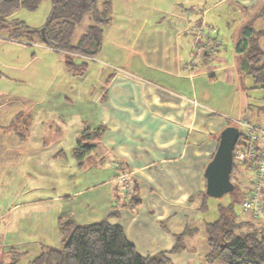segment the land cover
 Masks as SVG:
<instances>
[{"label":"crops","instance_id":"0c3cea01","mask_svg":"<svg viewBox=\"0 0 264 264\" xmlns=\"http://www.w3.org/2000/svg\"><path fill=\"white\" fill-rule=\"evenodd\" d=\"M256 1L235 0L241 26L232 40V60L219 29L207 23V9L201 8L207 0H177L178 22L164 28L167 34L149 37V42L137 46L151 69L147 74L134 75L111 63L113 68L103 72L94 64V72L99 70L97 76L104 80L96 90L69 85L68 90H52L45 99L0 94V264L11 260L12 247L22 252L16 264H30L44 244L58 246L59 219L67 215L79 223L109 217L123 225L127 238L144 255L171 250L177 234L194 229L188 218L192 221L194 211L200 213L202 208L204 169L221 130L246 117L264 124V104H251L247 92L264 88L255 86L253 79L245 83L250 76L242 73L235 50L239 31L258 13ZM112 23L105 26L99 55L80 57L95 62L107 59L102 56L109 52L105 31ZM202 26H212L214 34L198 56L194 39ZM119 28L128 34L135 30L127 25ZM260 43L264 49V37ZM198 78L206 84L208 80L232 83L222 96L227 99L238 92V104L227 106L230 109L209 105L202 96L208 87L194 86ZM100 126L99 138L83 137ZM80 140L91 146L82 156L75 152ZM117 163L137 182V204L128 203L126 194L119 192ZM196 232L185 235L186 248L171 253L172 261L181 252L185 264L194 261L190 250L194 246L189 249L186 242L194 243ZM206 235L205 228V241ZM203 263L201 259L198 264Z\"/></svg>","mask_w":264,"mask_h":264},{"label":"trees","instance_id":"16d2710c","mask_svg":"<svg viewBox=\"0 0 264 264\" xmlns=\"http://www.w3.org/2000/svg\"><path fill=\"white\" fill-rule=\"evenodd\" d=\"M43 1L45 0H0V37L6 35L4 38L42 42L64 53V64L70 73L83 75L89 68V62L85 58L77 61L76 56L95 57L102 51L105 26L113 21L112 2L49 0V13L45 23L39 27H33L14 16L21 8L36 10ZM257 10L256 17L244 24L239 31L235 50L239 55L242 73L249 75L255 86L264 88V49L260 43L264 37V27L255 26L256 19L264 17V6ZM86 17L90 22L74 42L77 27ZM231 124L237 125L235 121ZM102 133L103 128L100 126L84 132L83 137L99 138ZM244 144L243 134H240L235 148ZM90 147L80 140L75 152L82 156ZM118 170L124 171L121 164ZM231 178L234 189L228 193L230 201L220 204L219 217L207 221L205 225L208 246L205 259L209 264L216 260L225 264H264V224H258L255 218L252 221L241 219L235 209L237 203L241 206L245 196L244 182H247L244 180L245 173L237 164H234ZM118 180L119 192L125 195L123 183ZM128 180L131 191L126 195L127 201L137 204L140 201L137 182L131 176H128ZM207 197L209 195L205 191L202 194V208L207 207ZM59 230L60 244H44L41 253L30 264H171L170 254L186 248L183 240L185 235L196 229L177 234L176 244L171 250L147 255L138 252L127 238L123 225L110 222L109 217L92 223H79L73 216L67 215L59 219ZM8 256L11 257L8 264H16L22 252L12 247Z\"/></svg>","mask_w":264,"mask_h":264},{"label":"rangeland","instance_id":"374dc122","mask_svg":"<svg viewBox=\"0 0 264 264\" xmlns=\"http://www.w3.org/2000/svg\"><path fill=\"white\" fill-rule=\"evenodd\" d=\"M99 1L102 2L103 0ZM110 1L112 2L113 27L105 31L106 34L108 33L109 47L107 49H109V52L107 51V55H104L105 52L102 55L107 59L101 62L88 60L91 69H89L83 77H73L65 70L63 52L49 50L43 45L32 41L28 42L8 39L7 37L4 38L6 35H2L3 37H0V94L19 98L38 99L42 97L45 99L47 96L46 94H51L52 90H68L71 85L75 88L80 85L81 87H88L89 90H96L101 83V85H104V80L102 76H97L100 73L99 70L97 73L94 72V64H97L98 69L103 72L113 68L111 64L118 66L122 65L129 73H133L134 75H145L150 72L151 69L145 66L144 54L139 55L136 51L137 46L144 44L143 41H148L149 37L156 38L162 34H167L164 32V28L168 29L169 26H173L175 22H178V19L174 16L177 0ZM216 1L218 0H207L205 5L201 6V8L207 9V23L219 29V37L224 41L225 52H229V57H231L232 60L235 55L232 40L236 29L241 26V16L239 14L240 6L236 4L235 0H227L213 5ZM263 6L264 0H258L256 1L254 9ZM50 7V1L45 0L36 10L19 9L16 12V16L33 27H39L45 23ZM89 22L90 20L86 17L83 23L77 27L74 42L77 41L79 35L84 31L85 26H87ZM125 25L135 30L132 31L131 34L120 31L119 27H125ZM255 25L256 28L264 26V17L258 18ZM137 29H139V31H137ZM204 29L208 33V37L214 34L212 26H206ZM199 30L200 28L197 29L196 32H199ZM208 37L206 39H208ZM132 50H134V52H132ZM151 57L153 58V56ZM151 57L148 59L153 61ZM120 58L123 59L122 62ZM76 60L81 61L83 59L80 56H76ZM244 81L248 85L252 82V78L246 77ZM194 86L208 87V90H202L204 94L201 95L206 97L208 104L213 107L230 109L228 107L235 106L236 101L238 104V92H232V95H229L227 99L225 96H222L223 92H229V90H224L225 88L231 89V87H233L232 83L223 84L220 81L209 82L208 80V84H206L202 79L198 78L194 82ZM247 92L250 96L248 100L251 104H264V90H247ZM74 108L77 109L78 107ZM86 141H88V139H86ZM205 200L207 207L201 208L200 213L194 211L192 221L190 217L188 218L189 227L196 228L197 235L194 243L192 241L186 242L189 249L191 246H194L190 250H193L195 253L193 255L194 261L186 264H198L199 261L201 262V259L207 264L204 254L207 246L204 238L205 221L217 219L219 217V205L228 203L230 201V196L227 193L221 197L209 196ZM235 209L241 215V219L248 221L253 220V216L241 210L239 203L235 205ZM258 224H264V222L258 220ZM30 242V244L33 245V242ZM35 243L39 245L38 242H34V244ZM172 259L173 261L171 264H185L186 255L184 252H181L174 254ZM212 264L225 263L221 260H216Z\"/></svg>","mask_w":264,"mask_h":264},{"label":"built area","instance_id":"2783aa9c","mask_svg":"<svg viewBox=\"0 0 264 264\" xmlns=\"http://www.w3.org/2000/svg\"><path fill=\"white\" fill-rule=\"evenodd\" d=\"M204 28L205 26L200 28L194 39V49L198 56L206 51L204 44L208 33ZM235 122L245 141L244 145L234 149V164L242 169L245 173L244 180L247 181L244 186L245 196L241 202V209L244 213L264 222V124L247 117L237 119ZM119 165V163L116 164L118 168H120ZM118 177L127 195L131 191L128 174L125 171H119Z\"/></svg>","mask_w":264,"mask_h":264},{"label":"water","instance_id":"95a60500","mask_svg":"<svg viewBox=\"0 0 264 264\" xmlns=\"http://www.w3.org/2000/svg\"><path fill=\"white\" fill-rule=\"evenodd\" d=\"M239 136L240 129L236 124H228L221 130L216 151L204 169L207 195L221 197L234 189L231 175Z\"/></svg>","mask_w":264,"mask_h":264}]
</instances>
